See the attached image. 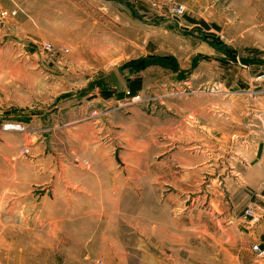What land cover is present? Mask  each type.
I'll return each instance as SVG.
<instances>
[{
    "label": "rangeland",
    "instance_id": "rangeland-1",
    "mask_svg": "<svg viewBox=\"0 0 264 264\" xmlns=\"http://www.w3.org/2000/svg\"><path fill=\"white\" fill-rule=\"evenodd\" d=\"M261 236L264 0H0V264H240Z\"/></svg>",
    "mask_w": 264,
    "mask_h": 264
},
{
    "label": "crops",
    "instance_id": "crops-1",
    "mask_svg": "<svg viewBox=\"0 0 264 264\" xmlns=\"http://www.w3.org/2000/svg\"><path fill=\"white\" fill-rule=\"evenodd\" d=\"M106 10L107 9L103 8V10H100V12H99V11H96L94 9L93 10L85 9L83 11V13H86V14H84L85 17H88V18L96 21V23H99V20L94 19V17L97 16L95 13H99V16H101L103 18H107V15H108L107 12L108 11H106ZM75 24H78L76 20L74 22L73 21H69V22L66 23L65 26L68 28L67 29L68 33H70V29L69 28L71 26L74 27ZM206 36H211L212 37L211 34L210 35L208 34ZM87 40H88L87 37L86 38H82V40H80L79 43L75 45V47L76 48H80L81 50H83V49L85 50V49H88V48H92V49L100 48V49H102V48H108V47H110L112 45V42L114 43V38L111 35H109V34L104 35V37H102V38L95 37V36L91 37L90 38V40L92 42L91 45L86 44ZM131 79H134V78L131 77V76L127 77L128 87H130L129 82H130ZM139 91H141V89ZM261 247L264 248V236H261ZM261 255H262V257H261L262 260L259 259L260 257L257 254L256 255L252 254L249 262L242 263V261H240V264H264V254H261Z\"/></svg>",
    "mask_w": 264,
    "mask_h": 264
},
{
    "label": "trees",
    "instance_id": "trees-1",
    "mask_svg": "<svg viewBox=\"0 0 264 264\" xmlns=\"http://www.w3.org/2000/svg\"><path fill=\"white\" fill-rule=\"evenodd\" d=\"M212 37H214V36H212ZM142 82H143V80L140 76H137L134 79L130 80V82H129V84H130V87H129L130 95H135L141 89ZM112 93H113L112 91H107V90L102 91V95L104 97H107V98L112 96Z\"/></svg>",
    "mask_w": 264,
    "mask_h": 264
},
{
    "label": "water",
    "instance_id": "water-1",
    "mask_svg": "<svg viewBox=\"0 0 264 264\" xmlns=\"http://www.w3.org/2000/svg\"><path fill=\"white\" fill-rule=\"evenodd\" d=\"M110 80L117 85L118 89H120V90L122 89V84H121L118 76L116 75V73L113 71L110 72Z\"/></svg>",
    "mask_w": 264,
    "mask_h": 264
},
{
    "label": "built area",
    "instance_id": "built-area-1",
    "mask_svg": "<svg viewBox=\"0 0 264 264\" xmlns=\"http://www.w3.org/2000/svg\"><path fill=\"white\" fill-rule=\"evenodd\" d=\"M183 10V8L181 7L178 11L180 12V11H182ZM6 11H4V12H2V15L4 16V15H6ZM16 13V11L14 10L13 12H12V14H15ZM129 91H127V93H128ZM254 249H256L257 251H259L260 253H262V254H264V250H260V248H259V246L258 245H255L254 246Z\"/></svg>",
    "mask_w": 264,
    "mask_h": 264
}]
</instances>
